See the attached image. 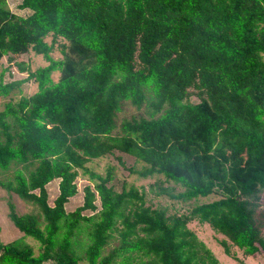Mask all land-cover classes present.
<instances>
[{
	"label": "trees",
	"instance_id": "16d2710c",
	"mask_svg": "<svg viewBox=\"0 0 264 264\" xmlns=\"http://www.w3.org/2000/svg\"><path fill=\"white\" fill-rule=\"evenodd\" d=\"M18 8L29 13L0 0V59L32 52L46 64L15 62L26 76L11 82L0 70V97L22 81L36 86L0 110V188L30 207L17 214L6 201L22 236L0 243V264H220L187 218L143 206L133 188L107 184L109 171L85 166L114 152L140 163L131 169L138 176L179 186L175 199L217 195L189 217L223 236L225 254L226 241L244 257L264 250V0H19ZM56 39L60 58L50 54ZM125 102L144 115L117 128ZM79 170L91 186L67 212Z\"/></svg>",
	"mask_w": 264,
	"mask_h": 264
},
{
	"label": "rangeland",
	"instance_id": "374dc122",
	"mask_svg": "<svg viewBox=\"0 0 264 264\" xmlns=\"http://www.w3.org/2000/svg\"><path fill=\"white\" fill-rule=\"evenodd\" d=\"M18 4L19 0H7V6L12 12L20 16L27 15L29 11L19 9ZM45 40L50 42L51 36H46ZM61 43L62 40H55L53 48L50 51L52 57H61L59 52ZM19 61L26 64L29 67V70H33L37 66H43L46 64L40 55H36L32 52L17 55L11 61L7 60L6 57H3L0 59V70L6 68L2 79L4 82L21 80L26 76V72H19L15 66V62ZM56 77V72L52 73V79H56ZM35 88V83H33L31 80L22 81L19 83L18 88H13L7 96L0 97V110L2 109L5 102H15L19 96H27L35 91ZM188 100L193 102L196 100V96L191 95ZM138 115H144V110L137 109L127 102L123 103L121 111L117 113L116 127L118 128V125L122 119ZM85 166L87 169L92 170L93 172L102 176H104L106 172L109 171L111 177L107 184L112 186L116 191L133 188L138 195L142 196L143 206L149 207L151 209H161L164 211V215L167 217L187 218L185 223L186 228L192 231L197 239L203 242L205 246L210 249L214 256L219 260L220 264H237V261L240 260L242 262V260L247 258V260H249V262L251 261L253 264H264V250H258L250 257H244L241 250L237 249L235 246H232L228 241H226L230 254H225L223 252L222 246L219 244V240L224 239L223 236L212 230L209 225L205 223H199L196 221V219L189 217L190 210L195 205L212 201L218 197L217 195L211 194L205 197L190 199L188 201L175 199L171 195H175L181 191L179 186L171 181L165 180L160 175H151L144 178L138 176L131 169H139L141 164L134 163L132 158L119 152H114L112 155H106L96 159H90L85 163ZM5 176L6 173H0V178H4ZM57 181V179H53L45 185L47 192V203L50 206L53 204V199L57 194ZM74 182L76 185V193L72 197H69L64 203V210L67 212L73 210L82 203L83 187L85 185L91 186V183L88 179V174L81 172L80 170L78 171ZM7 200H10L13 203L15 212L17 214H22L23 212L30 210V207L16 195L13 193H6L2 188H0V243L8 242L22 236V233L13 226L7 217ZM94 203L98 207L97 198H95ZM91 213L92 211L90 210H84L82 212L84 215H89ZM260 214L264 215V206H262ZM262 231L264 233V224L262 225ZM24 239L29 244H37V242L30 237ZM48 263L49 262H44L43 264ZM81 264H84V262L82 261Z\"/></svg>",
	"mask_w": 264,
	"mask_h": 264
},
{
	"label": "crops",
	"instance_id": "0c3cea01",
	"mask_svg": "<svg viewBox=\"0 0 264 264\" xmlns=\"http://www.w3.org/2000/svg\"><path fill=\"white\" fill-rule=\"evenodd\" d=\"M250 257V256H249ZM248 259V258H247ZM247 259H244L242 260L243 261V264H253L251 261L249 262V260Z\"/></svg>",
	"mask_w": 264,
	"mask_h": 264
}]
</instances>
